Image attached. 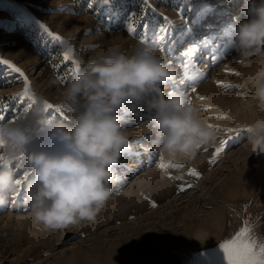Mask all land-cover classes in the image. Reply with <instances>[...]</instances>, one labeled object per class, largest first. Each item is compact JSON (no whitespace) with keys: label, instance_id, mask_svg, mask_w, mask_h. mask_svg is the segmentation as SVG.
Here are the masks:
<instances>
[{"label":"rangeland","instance_id":"rangeland-1","mask_svg":"<svg viewBox=\"0 0 264 264\" xmlns=\"http://www.w3.org/2000/svg\"><path fill=\"white\" fill-rule=\"evenodd\" d=\"M244 6L245 0H0V124L22 123L44 101L53 105L47 121L70 124L75 108L62 101L72 61L82 66L109 50L130 54L137 46L153 47L155 35L169 51L153 48L177 75L166 95L173 90L185 96L187 90L216 133L191 158L165 160L155 138L148 152L131 146L114 167L112 196L95 221L60 230L35 223L24 204L34 178L22 162L13 163L21 185L0 204V264H226L220 245L244 229L259 255L264 154L251 153L245 129L264 118L248 82L264 61L224 50L233 18L247 19ZM169 32L174 44L160 41ZM186 71L195 79H186ZM25 77L34 103L18 96ZM145 116L143 110L139 117L127 115L126 132L145 125ZM139 156L141 166L121 169Z\"/></svg>","mask_w":264,"mask_h":264},{"label":"clouds","instance_id":"clouds-1","mask_svg":"<svg viewBox=\"0 0 264 264\" xmlns=\"http://www.w3.org/2000/svg\"><path fill=\"white\" fill-rule=\"evenodd\" d=\"M247 19L233 18L224 50L264 61V0H245ZM175 69L149 45L130 54L109 50L91 56L75 72L63 103L75 108L70 124L49 122L38 106L23 122L0 124V204L18 189L15 162L34 178L24 204L37 225L60 230L94 222L112 196L114 167L131 148L125 117L147 114L146 125L158 149L170 158H191L216 133L185 96L165 89ZM253 95L264 107V68L248 77ZM252 154H264V118L246 125Z\"/></svg>","mask_w":264,"mask_h":264},{"label":"snow or ice","instance_id":"snow-or-ice-1","mask_svg":"<svg viewBox=\"0 0 264 264\" xmlns=\"http://www.w3.org/2000/svg\"><path fill=\"white\" fill-rule=\"evenodd\" d=\"M145 27H147V25H145ZM129 31H134V29L130 28ZM57 39H59V37H57ZM160 41H164L165 43L174 44V36L172 33L169 32L166 34V36L160 37ZM152 46L153 47H160L165 52L169 51L165 47L164 43H160L155 39V35L153 36V39H152ZM64 59L68 60L69 59L68 55H65ZM213 59H214V57H213ZM2 63L8 64L9 62L3 61ZM72 63L74 65V67L72 69V74H74L75 72L79 71L80 64L74 60L72 61ZM14 71L18 72V73L21 72V70L19 68H14ZM21 75H23V73H21ZM185 78L188 80H194L195 79V77L188 76L187 71L185 72ZM24 83H25V89L22 93L18 94V96L21 98L28 96L29 99L32 100V102L34 103L35 100L30 96L29 82H28L26 77L24 79ZM222 86L225 89H228L231 87V85H228V84H224ZM191 91L192 92L196 91L195 86L191 87ZM185 98H186V102L191 104V100L187 98V90H185ZM43 104H44V110L46 113L50 109L53 108V105L47 101H44ZM56 110L59 111V109H56ZM2 119L3 118L0 117V120H2ZM209 127H211V126H209ZM245 131L247 132L248 129H245ZM227 143H228L227 140L221 142L222 145H226ZM222 150H223V148L217 149V154H219V152ZM0 163H4V164L8 163L5 160L3 155H0ZM159 167L163 169L166 166L163 163H161V164H159ZM167 167L177 168V167H181V166L177 165V164H169V165H167ZM191 174L194 176H199V173L195 172V171H193ZM28 175H29V173L26 172L25 178H27ZM16 183H17V186L19 187L21 185V180L16 179ZM16 194L17 193H15L14 195H16ZM153 206H155V205H153ZM247 236H248V230L244 229L235 237V239H232L230 242H225L222 245H220V248H222L223 253L225 255L226 264H264V244H262L259 247V255H258L255 243L249 242L247 240Z\"/></svg>","mask_w":264,"mask_h":264},{"label":"bare ground","instance_id":"bare-ground-1","mask_svg":"<svg viewBox=\"0 0 264 264\" xmlns=\"http://www.w3.org/2000/svg\"><path fill=\"white\" fill-rule=\"evenodd\" d=\"M244 18V17H243ZM196 44V43H195ZM196 48H197V46L196 45H194V43L192 44V50L193 51H195L196 50ZM186 52V51H185ZM192 61V60H191ZM174 66V65H173ZM179 72V71H178ZM177 76V75H176ZM178 78H180V77H178ZM179 80V79H178ZM184 80V79H183ZM173 82V81H172ZM179 82V81H178ZM170 83V82H169ZM173 87H174V85H173ZM168 88H169V86H168ZM168 88H166L165 89V94H166V91H167V89ZM205 94V93H204ZM202 95V94H201ZM198 96H200V94L198 95ZM196 100V99H195ZM234 100V99H233ZM197 101V100H196ZM197 103V102H196ZM249 104V103H248ZM145 117H147V116H145ZM207 119H208V117H206ZM204 121H206V120H204ZM137 128V127H136ZM127 130V129H126ZM129 131V130H128ZM128 134V137H129V140H130V144H131V146H132V148L134 149V151L135 152H148V151H150V150H152V149H154V143H152L153 141H154V136H151L150 135V133H149V130H148V127H147V125L145 124V125H140V127L138 128V129H136V130H132V132L130 131L129 133H127ZM211 143V142H210ZM134 144V145H133ZM162 154V157L166 160V154H164V153H161ZM163 159V160H164ZM128 162V161H127ZM142 165V159L140 158V156L137 158V159H135V160H133V162L132 161H129L128 163H127V165H123L122 167H121V169L122 170H125V169H127V167H129V166H132L133 168H135V167H138V166H141ZM15 169V177H16V179H19L20 178V173H19V171H20V169H17V168H14ZM20 180H21V178H20Z\"/></svg>","mask_w":264,"mask_h":264}]
</instances>
